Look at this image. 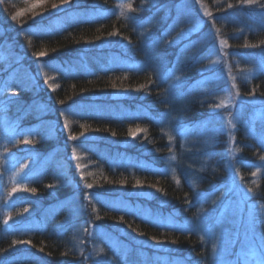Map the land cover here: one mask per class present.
<instances>
[{
	"label": "trees",
	"instance_id": "obj_1",
	"mask_svg": "<svg viewBox=\"0 0 264 264\" xmlns=\"http://www.w3.org/2000/svg\"><path fill=\"white\" fill-rule=\"evenodd\" d=\"M181 1L0 0V264H128L106 245L100 230L131 246L133 264L140 248L170 253L186 264H210L209 249L196 232L158 225L119 202L190 221L194 189L181 168L196 172L198 192L225 178L228 138L222 132L214 158L202 161L194 154L182 159L175 175L163 170L168 138L157 113L163 115L167 106L156 57L166 52L170 64L178 57L196 60L207 45L180 50L211 23L227 44L229 59L263 51L264 28L248 26L264 14V0H202L212 22L208 17L201 31L179 43L178 35L190 25L189 19L176 18ZM53 4L60 6L53 9ZM17 12L23 15L12 19ZM84 12L85 18L51 25L56 17ZM110 55L136 66L108 67L99 57ZM240 70L239 94L264 105V70L250 76ZM202 75L191 64L189 81ZM209 92H194L175 104L183 124L213 115L216 100L207 98ZM121 109H148L153 116L115 118ZM137 128L143 131L131 136ZM235 135L240 160L253 164L264 155L243 127ZM121 154L153 166L121 168L114 164ZM240 173L248 185L251 168L240 165ZM257 185L264 204V171ZM74 198L81 207L77 215L67 209Z\"/></svg>",
	"mask_w": 264,
	"mask_h": 264
},
{
	"label": "rangeland",
	"instance_id": "obj_2",
	"mask_svg": "<svg viewBox=\"0 0 264 264\" xmlns=\"http://www.w3.org/2000/svg\"><path fill=\"white\" fill-rule=\"evenodd\" d=\"M174 11L177 19L186 18L190 22L185 32L178 35V42L194 32L201 31L208 17L211 22L213 20L202 0H182L175 6ZM86 15L87 13L84 12L56 17L51 25L55 28L71 21V18L78 20L85 18ZM258 18V20L254 19L255 24L248 26L250 31L264 28V14L259 13ZM219 35L211 23V27L204 30L198 38L185 44L186 46L180 51L183 52L191 47L195 50V46L196 48L202 45L208 46L207 50L196 60L193 55L187 59L178 57L174 65L167 60L166 52L159 53L156 57L158 60L157 74L164 87L167 111L163 115L162 113L157 114L163 116L158 122L168 138L165 159L167 166L163 169L165 173L175 175L177 167H182V159L189 158L191 155L194 157V154L200 155L202 161L214 158L218 150L216 146L219 143L217 136L222 132L226 133L228 138L225 150L224 180L221 184L215 185L212 190L198 192L194 184L196 172L189 167L181 168L188 184L194 189L192 192L194 208L190 221L177 220L171 214L151 209L145 205L119 202L124 209L158 225L196 232L209 249L210 264L211 262L212 264H264V233L261 230V223L264 224V204H261L258 199L260 192L257 185L260 174L264 171V159H262L264 155H261L253 164L240 160L237 157L235 135V129L238 126L243 127L244 133L250 138H255L256 143L264 148L263 101L241 96L235 80L238 69H241L244 76L264 70V50L257 54L252 53L254 55H241L240 59H237V55L229 59L227 44ZM158 41L160 40L157 38L152 45ZM99 59L108 67L136 66L134 61L126 57L110 55L109 57L100 56ZM188 59L192 61L189 62ZM244 61L245 64L241 65ZM185 63L187 65L183 66ZM191 64L197 66L203 73L193 82L189 81ZM208 91L210 92L207 98L211 99L213 95L216 100L213 115L195 124H183L180 115L177 114L178 111L175 110V104L186 102L194 92ZM147 115L153 116L148 109H139V111L121 109L113 113L115 118L120 116L144 118ZM217 162L220 163V161ZM114 164L121 168L137 166L150 169L153 166L146 159L137 160L126 154L118 155ZM243 164L251 168L248 185L243 182L240 173V165ZM67 209L76 215L81 212L80 204L75 198L70 200ZM100 235L107 241L108 247L117 249L118 257L126 261L130 260L127 261L128 264H133V256L128 252L130 245L122 242L109 231L100 230ZM138 252V261L135 264H186L184 259L170 253L152 254L143 248H140Z\"/></svg>",
	"mask_w": 264,
	"mask_h": 264
},
{
	"label": "snow or ice",
	"instance_id": "obj_3",
	"mask_svg": "<svg viewBox=\"0 0 264 264\" xmlns=\"http://www.w3.org/2000/svg\"><path fill=\"white\" fill-rule=\"evenodd\" d=\"M64 2L66 3L67 0H64ZM37 6H38V4L34 3V4H32L31 7H32V8H36ZM59 6H60V5L53 4V5H52V8H53V9H56V8H58ZM22 15H23L22 12H17L16 15L12 17V19H17L18 17H20V16H22ZM37 55H38V56H45L46 53H45V52H40V53H38ZM61 103H63V101H61ZM64 127H65V128H68V124L66 123V124L64 125ZM141 131H143V130L137 128L135 131L130 130V133H129V134H130L131 136L135 137V136H136L139 132H141ZM81 135H83V133H82ZM69 138L72 139V140H76V139H77V137H76L75 135H71ZM262 159H264V157H262ZM77 167L79 168L80 166L77 165ZM83 178H84V177H83V175H82V176H81V179H83ZM137 184H139V181H137ZM86 187H88V188H92V185H91V184H88V185H86ZM30 191H32L33 193H35V192H36V189H35V188H32Z\"/></svg>",
	"mask_w": 264,
	"mask_h": 264
}]
</instances>
